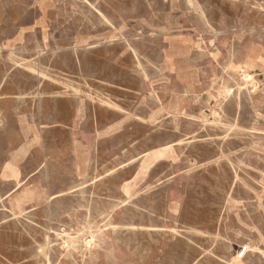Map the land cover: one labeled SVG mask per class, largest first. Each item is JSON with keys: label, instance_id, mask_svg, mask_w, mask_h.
Segmentation results:
<instances>
[{"label": "rangeland", "instance_id": "1", "mask_svg": "<svg viewBox=\"0 0 264 264\" xmlns=\"http://www.w3.org/2000/svg\"><path fill=\"white\" fill-rule=\"evenodd\" d=\"M251 43L264 0H0V264H264ZM189 90L207 113L167 117Z\"/></svg>", "mask_w": 264, "mask_h": 264}, {"label": "crops", "instance_id": "2", "mask_svg": "<svg viewBox=\"0 0 264 264\" xmlns=\"http://www.w3.org/2000/svg\"><path fill=\"white\" fill-rule=\"evenodd\" d=\"M237 52V56L234 54L232 55V57L234 56V59L236 58L234 66L237 69H241L244 67L248 68L251 74H254L253 69H259L260 71L264 70V50L259 49L251 43L244 48L237 50ZM254 76L256 78L257 75ZM178 95L180 96L178 97ZM193 96L194 94L190 92V90L175 93V95H173V100L171 101V103L166 108H164V110L167 112V117H179L182 115H186L191 111V109L194 108H197L199 110V117H201L203 114H206L212 103V99L210 98L211 96L209 94L205 95V93H203L198 96V100H196V98H193ZM179 99H181V101L184 103L178 105ZM111 132V128H107L103 131V136L108 135Z\"/></svg>", "mask_w": 264, "mask_h": 264}, {"label": "bare ground", "instance_id": "3", "mask_svg": "<svg viewBox=\"0 0 264 264\" xmlns=\"http://www.w3.org/2000/svg\"><path fill=\"white\" fill-rule=\"evenodd\" d=\"M79 1V0H78ZM87 3H90V2H88L87 1ZM57 5H59L58 4V2H57ZM96 4H94V6H95ZM54 6V5H53ZM93 6V5H92ZM52 7V6H51ZM74 8V7H73ZM199 9L201 10V7H199ZM196 10V9H195ZM66 13V12H65ZM84 15V14H83ZM201 15H202V17L203 18H205V23H206V26H209V23H208V19H206V15L204 14V12L201 10ZM85 16V15H84ZM88 16V15H87ZM109 21H111V20H109ZM123 23V22H122ZM88 24V23H87ZM114 24V23H113ZM211 24V23H210ZM209 27H211V26H209ZM121 28V27H120ZM123 28V27H122ZM213 29V28H212ZM120 30H122V29H120ZM244 31V30H243ZM123 32V31H122ZM220 34V33H219ZM114 38V37H113ZM117 39V38H116ZM36 40H37V38H36ZM56 40H58V39H56ZM36 43V42H35ZM38 43L39 42H37V45H38ZM55 44V43H54ZM53 44V45H54ZM63 45V44H62ZM56 46H59V44L58 45H56ZM54 47V46H53ZM73 48V47H72ZM90 48H92V47H90ZM24 49V48H23ZM43 49V48H42ZM20 50V49H19ZM1 51V50H0ZM16 51V50H15ZM21 51V50H20ZM26 51V50H25ZM37 51V50H36ZM42 52H44V51H42ZM51 53H53V52H51ZM11 54V53H10ZM12 55H13V53H12ZM28 55H26V57H27ZM38 56H40V55H38ZM38 56H36V57H38ZM53 56V55H52ZM14 57H15V55H14ZM47 57V56H46ZM59 57V56H58ZM74 57V56H73ZM234 57V56H233ZM22 58V57H21ZM30 58H31V56H30ZM20 59V58H19ZM32 59V58H31ZM38 59V58H37ZM49 59V58H48ZM17 60V59H16ZM47 60V59H46ZM54 60V59H53ZM14 61H15V59H14ZM22 61V60H21ZM48 61V60H47ZM13 62V61H12ZM18 62V61H17ZM45 62V61H44ZM16 63V62H15ZM25 63V62H24ZM46 63V62H45ZM48 63V62H47ZM54 63V62H53ZM19 64V63H18ZM23 64V63H22ZM38 64V63H37ZM156 64V63H155ZM17 66V65H16ZM20 66V65H19ZM157 66V65H156ZM21 67V66H20ZM39 67H40V65H39ZM158 67V66H157ZM161 67V66H160ZM46 68V67H45ZM153 68H154V66H153ZM226 68V67H225ZM146 69V68H145ZM8 70V69H7ZM11 70H14V69H11ZM157 70V69H156ZM10 71V70H9ZM158 71V70H157ZM165 71V70H164ZM45 72V71H44ZM8 73V72H7ZM35 73V72H34ZM36 74V73H35ZM148 74V73H147ZM11 75V74H10ZM9 75V76H10ZM160 76V75H159ZM37 77L39 78V79H41L42 78V74H37ZM157 77V76H156ZM1 78H2V76H1ZM3 78H5V77H3ZM46 78V77H45ZM150 78V77H149ZM252 78H253V76H251V75H246V82H250L251 80H252ZM148 79V78H147ZM152 79V78H151ZM9 80H10V78H9ZM5 81V80H4ZM212 81V80H211ZM1 82H2V80H1ZM8 82V81H7ZM40 82V81H39ZM6 83V82H5ZM4 83V84H5ZM8 84V83H7ZM7 86V85H6ZM35 87V86H34ZM2 88V87H1ZM0 88V89H1ZM37 89V97H39V98H41V97H43V95H45V94H43V91H42V81L39 83V85H38V88H36ZM31 91V90H30ZM30 95V94H29ZM225 96V95H224ZM1 97V96H0ZM3 98V97H2ZM1 98V99H2ZM235 98V97H234ZM34 99H36V98H34ZM37 100V99H36ZM151 100V99H150ZM153 100V99H152ZM154 101V100H153ZM231 101V100H230ZM41 106H42V104H41ZM190 107V106H189ZM254 107V106H253ZM259 107V106H258ZM42 108V107H41ZM39 109H40V106H39ZM224 109V108H223ZM261 109V108H260ZM41 112V111H40ZM223 112V111H222ZM42 113V112H41ZM223 113H225V112H223ZM41 115V114H40ZM30 117V116H29ZM31 117H33L32 115H31ZM41 117V116H40ZM101 118H103V117H101ZM107 118V117H106ZM38 119V118H37ZM26 120V119H25ZM36 120V119H35ZM172 120H174L173 118H172ZM262 120H263V118H262ZM227 121V120H226ZM255 121V120H254ZM32 122V121H31ZM36 122V121H35ZM46 122V121H45ZM33 123V122H32ZM174 123H175V121H174ZM34 124V123H33ZM38 124V123H37ZM57 124V123H56ZM219 124V123H218ZM232 124V123H231ZM53 125H55V124H53ZM58 125V124H57ZM233 125V124H232ZM234 127V126H233ZM99 128V127H98ZM16 145V144H15ZM15 147V146H14ZM167 147V146H166ZM167 149V152H165L164 151V149H159V150H153L151 153L150 152H147L146 153V156H148V158L150 157V156H152V155H159L160 157H164L165 155H167V154H169V151H170V147H167L166 148ZM263 155V154H262ZM49 157V156H48ZM130 163V162H129ZM45 169V168H44ZM46 170H48V169H46ZM39 171V170H38ZM42 174V173H41ZM262 174V173H261ZM17 175H19V171H18V173H17ZM17 175H14V176H11V177H13V178H15ZM42 179H45V178H42ZM49 179V178H48ZM102 179V178H101ZM100 180V179H99ZM95 182V181H94ZM261 183V182H260ZM94 184V183H93ZM23 185V183H21V184H18L17 186H16V188H15V191L16 190H18L21 186ZM81 189V188H80ZM79 190V189H78ZM14 191V192H15ZM61 195V194H60ZM66 195V194H65ZM81 195H83V194H81ZM27 196V197H26ZM30 195H24V196H22V197H20V198H18L17 200H15V202H14V204H13V206H18L19 207V209H21V207H22V205L27 201V200H29L30 198ZM82 200V199H81ZM86 202V201H85ZM40 203V202H39ZM89 212V211H88ZM160 219V218H159ZM109 220H110V218H109ZM239 223V222H238ZM88 226V225H87ZM104 226H105V224H104ZM131 227V226H130ZM109 228V227H108ZM111 228H112V226H111ZM85 229V228H84ZM100 229V228H99ZM132 229H134V227L132 228ZM150 229V228H149ZM71 230V229H70ZM57 233V232H56ZM72 233V232H71ZM80 235V234H79ZM55 236H57V235H55ZM238 236V235H237ZM60 237H62V236H60ZM57 238H59V237H57ZM70 238H71V236H70ZM261 238V237H260ZM72 240H74L73 238H71ZM78 239V238H77ZM246 240V239H245ZM69 241V240H68ZM71 241V240H70ZM76 241V240H75ZM92 241H93V239H92ZM91 241V242H92ZM66 243H68V242H66ZM90 243V241L89 242H86V245H88ZM96 243V242H95ZM94 243V244H95ZM92 244H93V242H92ZM68 245V244H67ZM77 245V244H76ZM79 245H81V244H79ZM91 245V244H90ZM52 246V245H51ZM51 246H49V247H51ZM69 246V245H68ZM88 247V246H87ZM93 247V246H92ZM228 247V246H227ZM46 248V247H45ZM230 248V247H229ZM92 249H94V248H92ZM229 250V249H228ZM232 250V249H231ZM245 250H246V252H251L252 251V248L251 247H246L245 248ZM46 251V250H45ZM79 251V250H78ZM137 251V250H136ZM228 253V252H227ZM44 255V254H43ZM264 255V254H263ZM244 255H242V256H239L238 255V259L237 260H239L240 258H244L243 257ZM63 257V256H62ZM82 257V256H81ZM66 259V258H65ZM241 262H239V264H240ZM261 263V262H260Z\"/></svg>", "mask_w": 264, "mask_h": 264}, {"label": "built area", "instance_id": "4", "mask_svg": "<svg viewBox=\"0 0 264 264\" xmlns=\"http://www.w3.org/2000/svg\"><path fill=\"white\" fill-rule=\"evenodd\" d=\"M245 253H246V250H244V251L242 252V255H245Z\"/></svg>", "mask_w": 264, "mask_h": 264}]
</instances>
